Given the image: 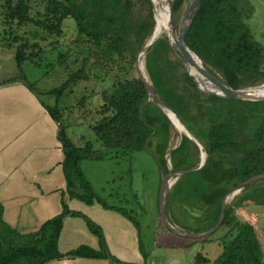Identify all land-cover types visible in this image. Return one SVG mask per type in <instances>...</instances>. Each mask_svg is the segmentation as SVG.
<instances>
[{
    "label": "trees",
    "instance_id": "obj_1",
    "mask_svg": "<svg viewBox=\"0 0 264 264\" xmlns=\"http://www.w3.org/2000/svg\"><path fill=\"white\" fill-rule=\"evenodd\" d=\"M43 3L44 10H34L29 0H4L0 9L3 40L6 47L16 51L19 66L18 76L5 83L25 84L59 125L67 190L63 194L62 214L28 234H21L4 223L0 204V223L3 224L0 264H48L75 258L109 259L118 264L120 262L105 245L100 227L82 214L73 212L66 198L68 195L88 205L100 203L107 210H122L99 199L82 171L83 162L103 160L108 153L97 150L91 142L82 147L75 146L65 123L67 109H70L47 105L36 83L30 82L23 69L26 63H35L41 58V43L49 42L48 46L60 49L58 37L67 35L64 30L66 21H74L77 38L72 44L78 50L71 53L73 50L68 49L67 53L83 58V69L49 93L63 97L64 92L73 90L76 81L86 78L92 65L101 71L103 80L112 69L120 67L121 73L127 77L118 79L101 92L102 104L97 108V120L92 129L105 151L133 153L148 150L159 157L168 174L164 153L171 138V123L157 105L147 103L149 93L136 68L137 55L155 28L154 6L151 0H43ZM183 3L184 0H175V12ZM251 8L249 0H201L199 12L186 36L187 45L203 60L209 72L235 90L264 84V44L248 23L253 12ZM22 31L23 35H19ZM176 49L159 38L149 48L146 62L154 92L200 141L207 153L206 163L198 169L190 151L193 142L185 136L170 155L174 170L186 173L179 176L170 191L167 205H183L187 215L194 220H185L183 230L199 234L216 226L222 213V201L231 189L264 173V102L205 94L187 72L182 74L183 78L176 77L169 61L163 62L165 56ZM181 60L184 61L182 57ZM89 98L84 96L80 106H87ZM85 114L89 115L88 112ZM156 139L160 142L157 154L150 150ZM193 169L196 171H190ZM263 183L248 186L240 193L241 197L256 201L245 216H240L244 215L243 211L238 212L228 204L219 229L229 228L221 254L210 260L198 253L196 264H264V233L257 225L261 219L258 209L256 211V207H264ZM121 212L132 220L126 211ZM251 213L254 215H249ZM68 216L82 217L87 221L91 232L100 239L101 251L81 247L67 254L60 252L59 240ZM160 222L164 232L159 230L157 237L169 248L182 246L187 249L209 239L178 236L167 228L162 218ZM229 236H233L231 240H227Z\"/></svg>",
    "mask_w": 264,
    "mask_h": 264
},
{
    "label": "rangeland",
    "instance_id": "obj_2",
    "mask_svg": "<svg viewBox=\"0 0 264 264\" xmlns=\"http://www.w3.org/2000/svg\"><path fill=\"white\" fill-rule=\"evenodd\" d=\"M29 1L31 7L34 10H44L45 4L43 3V0ZM58 1L63 2L65 0ZM252 1L254 2V7L253 5L251 6L254 8V10L257 9V16L255 17L252 26L250 24L249 25L252 32L257 35L258 40L264 44V0ZM190 4V0H184L181 9L178 12H175V26L177 32L182 26L183 19L190 7ZM3 5L4 0H0V9L3 7ZM155 14L156 10H154V19ZM248 22H250V19ZM64 30L67 35L58 37L61 48L55 50L50 45L48 46L49 42L41 43L40 45L43 50L42 52L44 53H40L39 56H41V58H38L35 63H26V67L23 69L24 75H27L28 78H30V82L36 83L37 88H39L41 91V98L47 105L51 107L58 105L61 110L66 106L70 109H67V122L65 123L67 126V133L75 146L82 147L86 142H91L94 144L97 150H102L108 153L107 158L103 160L85 161L88 163L82 165V171L87 181L92 185V191L98 196L99 199L103 200L104 202H108L112 206L118 207L120 210H124V212L126 211L127 214L130 215V218L137 224L141 234V241L143 243V252L144 254H148V264H176V259L171 257V254L174 252L168 253L167 251L164 252L158 251V249L155 250V247L165 245L164 240L158 239V237L155 239V236L156 234L158 235L159 230L164 232L163 226L160 222L162 166L160 164L159 157L150 153L148 150H142L133 153H124L122 151H105L102 141L92 129V125L97 120V108L102 104V99L100 96L102 94L101 92L110 88L118 79H125L127 76L121 73L120 67H116L115 69H112L109 74H105L106 77L105 80H103L101 71L92 65L87 71L86 78L83 80L80 79L74 83L73 90H70L71 92L69 91L70 94L69 92H64L65 95L63 97L60 96L59 98L56 96V94L49 93L52 90L61 87L65 82L69 81L70 77H72L75 72L83 69V58L67 53L69 52L68 49L73 50L71 53H75V51L78 50L72 44V40L75 37L77 38L74 21H66ZM22 33L23 31L19 33V35H23ZM27 37H30V35H27ZM150 37L147 39L146 43H148ZM159 38L168 41L169 44L173 46V44L170 43L167 33L163 32ZM67 46L70 47L67 48ZM176 51L169 52L165 56L163 62L169 61V66L172 67L173 73L176 75V77L181 76L183 78L182 74L184 72L188 73L187 67L185 62L181 60L179 53ZM146 57L147 54L143 55L140 61H145L147 65ZM91 63H93V60H91ZM0 72L5 73L6 77H17L19 74V66L16 61V51L6 47L3 40V25L1 17ZM146 74L149 79V84H151L155 91L147 67ZM99 76L102 78H99ZM86 95L90 96V100L87 103V106L81 107L80 100H82V98H84ZM156 101L157 104H159L162 108L163 106L167 107L158 94ZM87 112L89 115L85 114ZM90 112H93V114ZM62 113H65V111ZM170 123L171 138L169 139L167 150L164 153V158L166 160L169 173L174 174L179 171L174 170L170 155L172 150L180 145L185 135H179V132L176 130L171 121ZM196 140L198 143L200 142L197 138ZM154 142V146L150 150L157 154V147L158 144L160 145V142L158 139H156ZM198 143L193 142V144H190V151L193 154L197 168H199L201 164L200 154H202V151H205L204 146ZM200 146L202 150L199 149ZM175 158H177V156H175ZM179 176L177 175L174 178L178 181ZM140 187L144 189L141 195L138 191ZM173 187L171 190H173ZM255 204L256 201L241 197L240 194L230 204V207L237 209L238 212L243 211L244 215L240 213L239 214L240 216H245V212H248V210L251 209L249 207ZM257 209V213L261 219L260 221L258 220L257 225H259V229L264 233V207L258 206L256 207V211ZM167 210L171 223H173V225L182 232H184L183 227L185 226L183 225L186 221H194L190 214L187 215L184 210V206L181 204H173L172 207L167 205ZM114 211L122 215L121 211ZM191 213L194 215L193 211ZM252 214L253 213L249 215ZM2 225L3 224L0 223V230H3ZM228 229V227L223 228L222 230L217 231V233L213 236L207 237L209 239L205 242L209 244L206 245L205 252L210 253L209 256L212 257L210 260H214L219 257V255L214 254L215 252H222L223 246L225 244V241H223L224 236L228 234ZM231 237L233 236H229L227 240H231Z\"/></svg>",
    "mask_w": 264,
    "mask_h": 264
},
{
    "label": "crops",
    "instance_id": "obj_3",
    "mask_svg": "<svg viewBox=\"0 0 264 264\" xmlns=\"http://www.w3.org/2000/svg\"><path fill=\"white\" fill-rule=\"evenodd\" d=\"M249 1L254 7V2ZM252 14L248 22L251 26L257 9L253 8ZM13 77L0 72V203L3 221L19 233L28 234L38 231L43 224L63 212L62 199L67 190L62 165L65 155L59 140V125L25 84L5 83ZM85 163L88 162H83V165ZM143 190L142 187L138 190L140 195ZM66 198L73 212L82 214L100 227L105 245L120 262L118 264H148V254L143 252L141 234L133 220L105 209L100 203L88 205L68 195ZM207 244L200 242L187 249L163 245L155 247V250L174 252L171 257L176 259V264H196L198 253L212 258L205 252ZM81 247L101 251V242L84 218L68 216L64 220L59 250L67 254ZM214 254L220 255L221 252ZM48 264L117 262L75 258Z\"/></svg>",
    "mask_w": 264,
    "mask_h": 264
},
{
    "label": "water",
    "instance_id": "obj_4",
    "mask_svg": "<svg viewBox=\"0 0 264 264\" xmlns=\"http://www.w3.org/2000/svg\"><path fill=\"white\" fill-rule=\"evenodd\" d=\"M154 6V1L151 0ZM191 4L190 7L183 19L182 26L180 27L179 31H176V26H175V9H174V1L170 2V19H169V26H170V31L168 33V37L170 40V43L175 46L180 54V56L184 59L185 65L187 67V71L189 75L195 80L199 90L205 94L209 95H215L218 97L222 98H228V99H233V100H241V101H247V102H264V93H257V92H251L248 91L249 88L246 89H239L235 90L231 88L229 85H227L223 80H221L219 77L213 75L212 73L209 72V70L205 67L203 60L194 52L192 51L189 46L186 43V36L194 22V19L196 15L199 12L200 5H201V0H190ZM155 10V8H154ZM175 38V39H174ZM159 39V36L153 37L146 45L139 51L136 59V68H137V73L139 78L144 82V84L147 87V92L149 93L150 99L148 100L147 103H153L157 105L169 118L171 121L170 117L168 114L165 112V110L157 104L156 98L157 94L154 92L153 87L151 84H149L144 76L141 73L140 70V59L143 55H146L149 48ZM191 70L193 72H191ZM198 76V78L196 77ZM200 79V80H199ZM146 103V104H147ZM172 122V121H171ZM188 131V130H187ZM190 135H187V137L190 140L197 141L190 131H188ZM198 142V141H197ZM200 150L201 147L199 148ZM203 154V151H202ZM207 154V153H206ZM202 157V155H201ZM202 163H206V160ZM201 165L200 167H202ZM190 171H196V170H190ZM186 172H177V173H166L165 169L162 167V186H161V197H160V214L163 222L167 226V228L172 231L174 234L184 237V238H194V239H202V238H207L213 234H215L222 226L224 219H225V214L227 210V206L229 204V199L232 194H239L243 191L248 186H253L255 184H258L262 181H264V173L257 175L250 180L238 185L237 187L231 189V191L224 197L222 201V213L221 217L216 224L215 227L212 229L195 234V233H184L177 227L171 223L169 220V215L167 214V203H168V198L171 190L170 181L171 178H174L175 176H179L181 174H184Z\"/></svg>",
    "mask_w": 264,
    "mask_h": 264
},
{
    "label": "bare ground",
    "instance_id": "obj_5",
    "mask_svg": "<svg viewBox=\"0 0 264 264\" xmlns=\"http://www.w3.org/2000/svg\"><path fill=\"white\" fill-rule=\"evenodd\" d=\"M154 1V4H155V10H156V14H155V20H156V26L154 28V31L149 39V41L155 37V36H160L163 32L165 33H169L171 32L170 31V26H169V19H170V2L171 1H174V0H153ZM175 39V38H174ZM148 41V42H149ZM178 51V50H177ZM144 60V59H143ZM146 63L145 61H142L140 62V70H141V73L142 75L144 76L145 80L149 83V79H148V76L146 74ZM191 72H193L191 70ZM198 78V76H196ZM221 79V78H220ZM200 80V79H199ZM222 80V79H221ZM248 91H251V92H261V93H264V84H261V85H258V86H255V87H251L248 89ZM163 109L165 110V112L168 114V116L170 117L171 121H172V124L175 126L176 130L179 132V135L180 134H184L186 137L187 135H190L189 134V130L188 128L183 124V122L178 118V116L169 108L167 107H164L163 106ZM166 115V114H165ZM167 116V115H166ZM168 118V117H167ZM169 119V118H168ZM188 130V131H187ZM191 133V132H190ZM173 134V133H172ZM193 136V135H192ZM194 137V136H193ZM180 138V137H179ZM195 138V137H194ZM196 139V138H195ZM178 140V138H177ZM195 143H198L197 141H194V140H191ZM178 142V141H177ZM200 143V142H199ZM198 143V144H199ZM201 144V143H200ZM199 146V145H198ZM201 147V146H200ZM199 147V148H200ZM201 153V152H200ZM202 155L201 157V165H204V162L206 159H207V154L205 151H203V154H200V156ZM202 168V167H200ZM171 170V169H170ZM193 170H196V169H193ZM173 174V173H172ZM177 182V179L175 178H171V181H170V186L171 188L176 184ZM238 194V193H237ZM237 194H232L230 199H229V204H231L234 199L239 195ZM170 198V197H169ZM186 232V231H184ZM188 233V232H187Z\"/></svg>",
    "mask_w": 264,
    "mask_h": 264
}]
</instances>
